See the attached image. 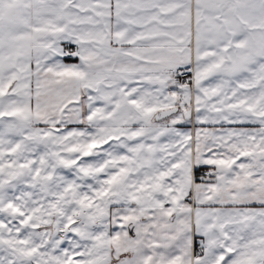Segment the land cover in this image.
Returning <instances> with one entry per match:
<instances>
[{
  "label": "snow or ice",
  "instance_id": "6c2138e0",
  "mask_svg": "<svg viewBox=\"0 0 264 264\" xmlns=\"http://www.w3.org/2000/svg\"><path fill=\"white\" fill-rule=\"evenodd\" d=\"M0 264H264V0H0Z\"/></svg>",
  "mask_w": 264,
  "mask_h": 264
}]
</instances>
